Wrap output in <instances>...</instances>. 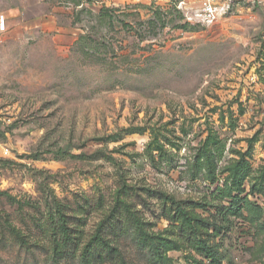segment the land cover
<instances>
[{"label": "rangeland", "instance_id": "rangeland-1", "mask_svg": "<svg viewBox=\"0 0 264 264\" xmlns=\"http://www.w3.org/2000/svg\"><path fill=\"white\" fill-rule=\"evenodd\" d=\"M204 1L0 0V264H83L57 202L90 264H264V0Z\"/></svg>", "mask_w": 264, "mask_h": 264}, {"label": "trees", "instance_id": "trees-1", "mask_svg": "<svg viewBox=\"0 0 264 264\" xmlns=\"http://www.w3.org/2000/svg\"><path fill=\"white\" fill-rule=\"evenodd\" d=\"M1 193L6 194V191H1ZM124 207L127 209L126 204L124 205ZM128 211L131 213V210L128 209ZM52 214L55 216V228H53L52 236L50 237V244L53 250L61 252L63 249H65V251L67 252L72 251V253H75L79 251V249H81L80 257L83 260V264H90L89 260L92 256V251H88V246L89 249H93L94 252V250L97 249V239L94 236H91L87 240V245L85 246V248H80L82 239V236L80 234L81 230L78 228V226H70V221L67 218V214H65L63 204L61 205L59 202H57V204H55L51 209V215ZM6 221L7 220H4V222ZM143 232H145V230H143ZM146 235H148L149 237L151 236L150 234Z\"/></svg>", "mask_w": 264, "mask_h": 264}, {"label": "built area", "instance_id": "built-area-1", "mask_svg": "<svg viewBox=\"0 0 264 264\" xmlns=\"http://www.w3.org/2000/svg\"><path fill=\"white\" fill-rule=\"evenodd\" d=\"M231 0H225L222 2L207 0L204 1L193 12V17L199 19L205 24H210L221 17L226 11L229 10ZM8 27L7 16L4 13H0V40L3 37Z\"/></svg>", "mask_w": 264, "mask_h": 264}]
</instances>
